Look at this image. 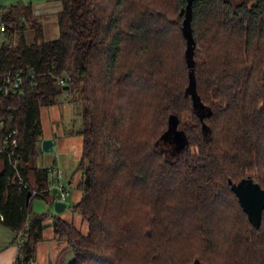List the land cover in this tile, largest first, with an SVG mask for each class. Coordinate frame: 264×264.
Returning a JSON list of instances; mask_svg holds the SVG:
<instances>
[{
  "label": "trees",
  "instance_id": "trees-1",
  "mask_svg": "<svg viewBox=\"0 0 264 264\" xmlns=\"http://www.w3.org/2000/svg\"><path fill=\"white\" fill-rule=\"evenodd\" d=\"M58 1L54 39L46 38L32 3L1 9L0 78L27 66L37 73L32 90L5 99L19 129L18 168L33 187H24L0 157V224L15 233L16 263H31L46 226L47 213L33 211L32 199L55 197L49 168L36 162L41 110L66 94L84 104L77 130L84 138L82 197L73 207L89 223L84 234L53 218L73 251L68 264H264V210L261 225L252 224L229 183L251 176L264 188V0H170L171 13L136 0ZM132 2L139 6L136 19L124 22ZM21 8L28 13L18 14ZM173 34L184 45L186 86L159 76L154 64L152 45ZM128 40L154 61L140 74L138 66L117 73ZM95 59L102 69L92 77ZM63 75L69 88L56 83ZM136 87L150 91L163 123L138 142L128 138L124 102L139 93ZM185 110L190 123L183 122ZM174 117L181 135L170 131Z\"/></svg>",
  "mask_w": 264,
  "mask_h": 264
},
{
  "label": "rangeland",
  "instance_id": "rangeland-1",
  "mask_svg": "<svg viewBox=\"0 0 264 264\" xmlns=\"http://www.w3.org/2000/svg\"><path fill=\"white\" fill-rule=\"evenodd\" d=\"M56 1L57 0H0V10L2 9L5 12L8 6L20 2L25 4L32 3L34 7H36L38 11L43 15L42 23L46 38L54 39L59 36V28L55 13L57 10L56 8L58 7ZM106 1L107 0H103V2L105 3ZM137 2L143 3L145 7H157L160 9H165L169 13H171L172 11L170 0H136V3ZM132 3L128 4V13L126 14V17L123 18L124 22L126 19H134L138 13V4ZM17 13L27 14L28 12L26 8H21L17 11ZM24 23L27 27V39L28 41H32L34 37V28L32 26L33 20H31L30 16H28V18L24 20ZM138 46H140V44L136 40H128L123 43V53L120 57L117 73H121L129 67L134 66L135 68H137L138 66V69L136 71L134 69V71L135 75L140 74L139 71H141L142 68L145 69L148 67V65L154 62L152 61V58L150 59L149 53H147L146 51L140 52V50H138ZM152 47L157 52L158 56V58H156L154 62L158 70V75L161 77H166L171 83L175 85H179L182 83L186 86L188 82V73L183 63L184 60L182 48L184 49V45H182L181 39H179V37H175V35L173 34V36H168L165 41L159 42L156 45L153 44ZM95 61L96 63L94 62L93 65L94 70L92 77L100 75L99 72L102 69L100 63L97 62L98 60L95 59ZM139 87H136L135 89L137 90V92L138 90H140ZM131 90L134 91V89ZM100 91L101 90H98V93H101ZM150 95L151 94L149 90L141 89L138 94H136V92L134 91L132 92L131 97L126 96V99L124 100V102H126L129 107L128 113L130 115V121L125 125L126 131L128 138L133 141H137L136 139L142 137L151 138L154 135L153 132L155 131V128L159 130L163 126V123H161L155 117V110L149 102ZM65 96L66 94H63L60 98V102H58L57 104L44 107L42 109V119L46 125H51L52 123H50L49 120L47 121L48 111L53 114L55 109L60 110L63 118L61 122V124H63L62 128L66 130H74L76 133H78L77 130L82 126L81 114L84 104L82 100H75L72 97H70L69 100L68 97L65 99ZM114 103H116V101ZM182 116L184 123H190L193 120L192 113L189 110H185ZM56 154H58L56 146L54 147V150L49 152L40 149L36 157V162L39 165L51 168L56 165L55 168H57V164L60 161V158H57L55 161L54 157L56 156ZM69 157L71 158V156ZM76 168H74L73 173H70L68 177L79 175V171H76ZM63 177L67 176L63 175ZM47 208H49L47 200L42 197H34V210H37L38 212H47Z\"/></svg>",
  "mask_w": 264,
  "mask_h": 264
},
{
  "label": "crops",
  "instance_id": "crops-1",
  "mask_svg": "<svg viewBox=\"0 0 264 264\" xmlns=\"http://www.w3.org/2000/svg\"><path fill=\"white\" fill-rule=\"evenodd\" d=\"M56 4L58 6L56 11H58L60 8V3L58 0L56 1ZM35 9L38 13H40L36 7ZM62 119V113H60V110L55 109L53 114L48 111L47 121L49 120L50 123H52V126L50 124L46 125L42 119L43 138H55L54 147L56 146L58 154H56L54 158L55 161L57 158H60L57 168H60L62 174L67 176L63 177L62 175L61 180L68 191L65 201L71 206L65 207L61 212H57L54 209V201L59 198V191H57L53 200L44 198L47 200L49 205L47 212H45L48 215L45 220L46 226L43 231L42 239L37 243L35 257L30 264H68L73 259L74 255L70 245L67 243L65 238L60 236L55 231L53 227L52 220L56 215L61 216L67 222L73 224L84 234H87L89 231L88 221L85 220L80 213L76 212L73 207L74 204H76L82 197V190L78 186L81 172L79 171L78 176L68 177L70 173H73L74 168L77 167L76 171H78V163L83 152L84 138L80 133H76L74 130H66L62 128ZM69 156H71V158ZM55 167L56 165L53 168ZM48 168L51 169V167ZM50 179L52 180L51 184L55 183L53 177L50 176ZM53 188L55 189V186H53ZM31 205L33 211L38 212L37 210H34V198L31 201ZM18 254L19 245L15 241L14 231L9 227L0 224V264L14 263L18 257Z\"/></svg>",
  "mask_w": 264,
  "mask_h": 264
},
{
  "label": "built area",
  "instance_id": "built-area-1",
  "mask_svg": "<svg viewBox=\"0 0 264 264\" xmlns=\"http://www.w3.org/2000/svg\"><path fill=\"white\" fill-rule=\"evenodd\" d=\"M6 31V22L1 17L0 10V43L4 38ZM37 73L34 70V67L27 66L25 68L10 69L3 73L0 78V157H7L9 164H11L16 169V176L21 177V182L24 187L33 188L29 182H25L21 176L18 164L20 163V154L17 151L19 147V129L14 126V114L10 111L12 106H5V99L8 97H22L27 92L34 88L36 83ZM69 76L63 75L59 76L56 79L58 85L66 86ZM3 156V157H2ZM49 175L53 177V184H49L48 189H53V186L60 192L59 198L64 200L68 194L66 186L62 182V171L60 168H51L49 169ZM36 192L35 189H32V193ZM12 264H17L16 261Z\"/></svg>",
  "mask_w": 264,
  "mask_h": 264
},
{
  "label": "water",
  "instance_id": "water-1",
  "mask_svg": "<svg viewBox=\"0 0 264 264\" xmlns=\"http://www.w3.org/2000/svg\"><path fill=\"white\" fill-rule=\"evenodd\" d=\"M65 88H69V85H66ZM195 105L197 110L204 109V105L199 102H196ZM175 118L176 117L172 119V127L170 131H175L178 135H181V131H176L177 120ZM54 145V137H45L41 141V148L46 152L54 150ZM229 183L232 191L237 195L241 206L247 213L251 223L256 226H260L264 210V188L262 185L251 176L242 177L238 181H234L232 178H229ZM53 193H57L56 188L53 190ZM27 197L28 200H30V190L27 191ZM70 206V204L61 199H56L54 201V209L57 212H61L65 207Z\"/></svg>",
  "mask_w": 264,
  "mask_h": 264
}]
</instances>
